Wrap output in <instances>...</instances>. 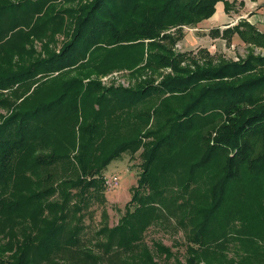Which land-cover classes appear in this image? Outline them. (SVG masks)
<instances>
[{"label": "trees", "instance_id": "obj_1", "mask_svg": "<svg viewBox=\"0 0 264 264\" xmlns=\"http://www.w3.org/2000/svg\"><path fill=\"white\" fill-rule=\"evenodd\" d=\"M218 2L228 13L227 0H0V264H60L53 253L80 243L67 219L104 203V168L138 150L137 186L103 230L104 254L171 216L188 243L176 264H264V55L214 61L175 48ZM210 33L264 48L246 21ZM164 66L173 74L134 88L84 81ZM153 98L151 111L134 110ZM55 164L52 184L40 175Z\"/></svg>", "mask_w": 264, "mask_h": 264}, {"label": "rangeland", "instance_id": "obj_2", "mask_svg": "<svg viewBox=\"0 0 264 264\" xmlns=\"http://www.w3.org/2000/svg\"><path fill=\"white\" fill-rule=\"evenodd\" d=\"M209 18L196 25L183 26V37L178 40L175 48L183 52L194 53H200L198 50L206 49L212 55L214 61L222 59H233L237 61L239 57L244 58L251 51H253L255 55H264V48L244 44L237 35L232 37L231 41L226 40L223 37L220 38L212 35L210 33L212 29L217 28L219 31H222V29L229 27L230 24L223 26V24L211 19L212 16L210 19ZM175 30L176 28H173L165 32L174 34ZM62 38L63 34L56 36L59 45L63 40ZM35 46L39 51L40 43L35 42ZM203 59L204 58L200 59V61ZM172 74L173 71L171 67L168 66L159 69L151 67L140 69L121 68L111 70L106 74L99 76L92 75V77L84 79V81L96 77L98 81L101 82L102 86L106 88L110 86L134 88L137 85L145 84L150 80L158 83L162 81L166 75ZM37 77L39 78V76ZM37 84L38 83H35L29 92L21 96L18 103L28 96ZM159 101L158 98H153L143 104H138L134 110L143 111L148 109L149 112L153 105H159ZM154 121L155 117L151 116L149 123H147V125L144 124V133L152 129ZM209 126L210 125H205L200 132L207 130ZM123 132L124 131H121L122 134ZM140 163V150H138L137 154L134 156L129 153H123L121 157L109 162L103 172L106 180L104 189L105 202L101 203L93 200L88 207L82 210L81 219L79 214L74 217L70 216L67 219V231H78L75 236L80 243L69 247L68 250L64 248L57 253H53L51 258L59 261L60 264H153V261L154 264H176V261H180L181 263L185 262V257L187 255L186 249L188 246L187 240L185 239V233L181 227H176V219L171 216H169V221H162V223L157 222L149 225L143 238L140 239L141 241L139 244L132 246L131 248L123 249L119 252L114 248V251L111 253H103V244L107 242L105 235H103V230H110L118 224L121 218L125 215V205L131 198L130 195L132 189L137 186L136 181L141 171ZM56 167H58V164L45 170L40 177L44 178L48 171L55 175ZM58 173L59 175L54 176L55 179L51 182L52 184L55 183L56 178L60 179L61 171ZM38 174H36L37 177ZM34 179L35 178L33 177V180ZM48 199V202L50 203L54 201L59 202L61 200L57 193ZM73 202L75 201L72 200L71 203ZM44 214L45 217L49 218H52V215H54L48 214L47 211H45ZM19 227L20 226H17L15 230H19ZM18 236H21V234ZM8 239V236H3L2 233H0V245H7L5 242ZM157 245L167 248L169 253L165 254L162 250L157 249ZM9 256L10 253L7 252L3 255V259L15 263L16 260L12 257L8 259ZM92 256L95 258V262L90 260Z\"/></svg>", "mask_w": 264, "mask_h": 264}, {"label": "crops", "instance_id": "obj_3", "mask_svg": "<svg viewBox=\"0 0 264 264\" xmlns=\"http://www.w3.org/2000/svg\"><path fill=\"white\" fill-rule=\"evenodd\" d=\"M230 10L225 11L223 2L216 4V11L212 15L215 22L225 26H234L239 21H246L256 27L259 32L264 33V0H227ZM209 18V19H210Z\"/></svg>", "mask_w": 264, "mask_h": 264}]
</instances>
